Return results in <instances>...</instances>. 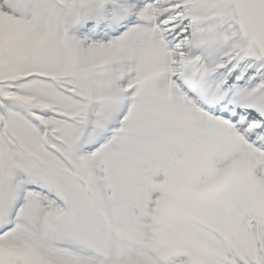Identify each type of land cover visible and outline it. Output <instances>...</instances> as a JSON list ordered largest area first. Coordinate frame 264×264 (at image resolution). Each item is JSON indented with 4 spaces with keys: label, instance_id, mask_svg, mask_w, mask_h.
Here are the masks:
<instances>
[{
    "label": "snow or ice",
    "instance_id": "snow-or-ice-1",
    "mask_svg": "<svg viewBox=\"0 0 264 264\" xmlns=\"http://www.w3.org/2000/svg\"><path fill=\"white\" fill-rule=\"evenodd\" d=\"M0 264H264V0H0Z\"/></svg>",
    "mask_w": 264,
    "mask_h": 264
}]
</instances>
